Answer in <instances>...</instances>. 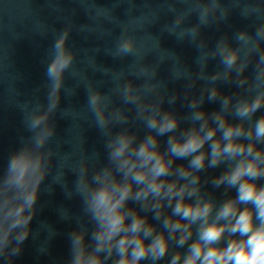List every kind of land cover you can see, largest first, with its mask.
I'll return each mask as SVG.
<instances>
[{"label":"clouds","instance_id":"clouds-1","mask_svg":"<svg viewBox=\"0 0 264 264\" xmlns=\"http://www.w3.org/2000/svg\"><path fill=\"white\" fill-rule=\"evenodd\" d=\"M180 2L187 7L170 5L175 17L165 29L196 49L195 73L171 50L148 63L158 41L148 47L155 38L138 36L143 25L131 20L106 49L130 62L118 71L103 69L112 85L103 90L78 66L85 61L78 63L69 45L71 27L56 35L45 66V102L23 106L29 135L0 169V259L20 254L41 185L51 177L68 198L80 200L67 264H264V0ZM237 9L249 25L220 35L209 48L202 29L219 27ZM193 15L196 23L187 24ZM165 60L171 79L186 80L188 92L204 82L198 95L185 96L190 111L184 116L164 106L167 84L158 74ZM210 61L216 67L208 73ZM86 63L97 66L93 57ZM68 76L74 87L65 86ZM221 85L235 91L225 93ZM80 87L83 110L61 108V94L74 96ZM178 98L173 94L167 103ZM206 101L219 109L209 112ZM57 113L90 120L103 154L86 150L85 139L78 150L55 147ZM137 123L143 135L133 128ZM209 170L219 174L205 177ZM68 173L75 177L71 191ZM209 185L222 187L223 198ZM62 217L70 218L67 210Z\"/></svg>","mask_w":264,"mask_h":264},{"label":"water","instance_id":"water-1","mask_svg":"<svg viewBox=\"0 0 264 264\" xmlns=\"http://www.w3.org/2000/svg\"><path fill=\"white\" fill-rule=\"evenodd\" d=\"M170 5L177 11L187 7L180 0H0V169L6 166L9 156L21 146L20 138L29 135L24 125L23 106L36 100L45 102V66L48 52L56 35L65 28L72 29L69 45L78 52L77 62L85 61L78 66L92 81L102 82L103 90L112 86L109 76L103 74V69L118 71L130 62L131 58L113 59L107 54L106 49L112 47L122 27L131 20H139L143 25L142 29L137 31L138 36L150 34L155 38L148 41V47H154L158 41L159 49L148 55V63L155 64L160 53L171 50L195 73L197 66L194 61L198 55L196 49L189 46L187 41L178 42L176 37L165 29L175 17V13L169 11ZM100 8L108 9V15H97V9ZM195 23L196 18L193 15L187 24ZM249 23L250 21L239 15L237 9L231 13L228 21L219 27L214 25L202 29V37L211 48L220 35L231 34L239 28L248 26ZM82 27L90 28L92 31L82 32L80 31ZM88 57L95 59L97 65L95 69L88 67L86 63ZM215 67L216 62L210 61L208 73L213 72ZM170 68L169 60L159 65L158 79L167 84L168 95L164 106L184 116L190 111L185 96L187 95L190 100L198 95L204 82H198L196 88L188 92L187 81H173L170 77ZM75 84L76 81L70 76L66 77V87H74ZM221 90L225 93L235 91L227 85H221ZM173 94L179 98L175 104L169 105L167 99ZM85 100L84 88L80 87L74 96L68 97L62 93L60 107L83 110ZM203 107L212 112L218 110L220 106L217 102L206 101ZM54 122L56 124L54 146L58 149L78 150L85 139L86 150H97L103 154L101 135L90 120L74 114L61 118L57 113ZM133 128L141 135L145 133L138 123L133 124ZM164 139L161 138L162 146ZM218 174L219 170H209L204 176ZM74 179L71 173L66 175L69 191L72 190ZM208 187L217 198H223L222 187L220 189H211L210 185ZM62 210H67L70 218H63ZM79 213V198L75 196L68 198L64 188L59 184H52L51 177L46 178L41 185L35 214L29 224L30 234L23 242L20 254L9 256L8 253H4L0 264H67L70 257L69 234L77 226L75 219L71 217Z\"/></svg>","mask_w":264,"mask_h":264}]
</instances>
